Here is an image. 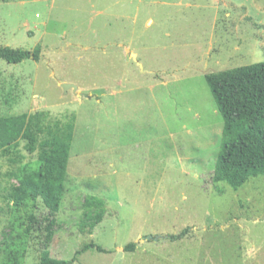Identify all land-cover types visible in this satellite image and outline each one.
<instances>
[{"label": "rangeland", "instance_id": "rangeland-1", "mask_svg": "<svg viewBox=\"0 0 264 264\" xmlns=\"http://www.w3.org/2000/svg\"><path fill=\"white\" fill-rule=\"evenodd\" d=\"M38 44L39 61L0 58V118L36 138L0 149V264H39L46 242L70 264H264V175L213 180L225 120L205 77L264 61V0H0V45ZM69 124L49 240L42 201L10 195ZM89 198L105 214L83 230ZM92 242L107 252L76 255Z\"/></svg>", "mask_w": 264, "mask_h": 264}, {"label": "trees", "instance_id": "trees-1", "mask_svg": "<svg viewBox=\"0 0 264 264\" xmlns=\"http://www.w3.org/2000/svg\"><path fill=\"white\" fill-rule=\"evenodd\" d=\"M41 52V44L34 50L0 45V58L9 63H20L27 58L39 61ZM205 77L225 120L213 180L228 183L237 190L252 177L264 175V61L208 73ZM73 134V124H69L65 138L54 136L45 140L39 167L26 168L10 195L17 207L29 205L30 202L35 206L36 202L42 201L48 209L44 220L48 222L49 240L53 236L56 213L65 191ZM20 139H27L30 150H34L36 138L26 116L0 118V149L17 145ZM104 214L103 200L89 198L81 228L94 229L103 220ZM29 217L35 219L33 214ZM41 223L42 220L39 221ZM186 231L170 235V238H183ZM47 244L41 252L39 264H70L76 261L77 257L71 260L53 257ZM91 248L107 252L92 242L76 255ZM135 248V242L125 246L127 251Z\"/></svg>", "mask_w": 264, "mask_h": 264}, {"label": "water", "instance_id": "water-1", "mask_svg": "<svg viewBox=\"0 0 264 264\" xmlns=\"http://www.w3.org/2000/svg\"><path fill=\"white\" fill-rule=\"evenodd\" d=\"M62 87L64 88L65 93H66L67 90H68L69 88H71V87H73L75 90L78 89V86H77L76 84H72V83H63V84H62ZM161 237H164V235H158V236H156V237H154V236H152V235H149V236L146 237V239H148V240H151V239H156V240H158V239L161 238Z\"/></svg>", "mask_w": 264, "mask_h": 264}]
</instances>
